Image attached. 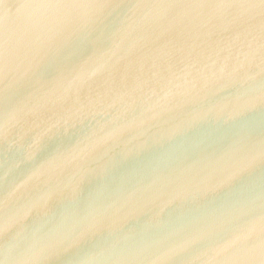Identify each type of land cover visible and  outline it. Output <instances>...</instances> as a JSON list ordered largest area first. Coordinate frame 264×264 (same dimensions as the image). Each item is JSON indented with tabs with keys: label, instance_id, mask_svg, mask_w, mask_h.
<instances>
[{
	"label": "water",
	"instance_id": "water-1",
	"mask_svg": "<svg viewBox=\"0 0 264 264\" xmlns=\"http://www.w3.org/2000/svg\"><path fill=\"white\" fill-rule=\"evenodd\" d=\"M0 264H264V0H0Z\"/></svg>",
	"mask_w": 264,
	"mask_h": 264
}]
</instances>
